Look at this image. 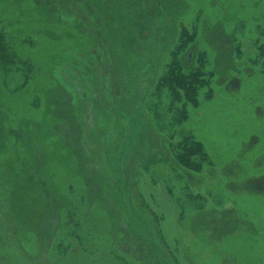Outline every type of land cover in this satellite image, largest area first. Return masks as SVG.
<instances>
[{
    "label": "rangeland",
    "instance_id": "rangeland-1",
    "mask_svg": "<svg viewBox=\"0 0 264 264\" xmlns=\"http://www.w3.org/2000/svg\"><path fill=\"white\" fill-rule=\"evenodd\" d=\"M0 264H264V0H0Z\"/></svg>",
    "mask_w": 264,
    "mask_h": 264
},
{
    "label": "trees",
    "instance_id": "trees-1",
    "mask_svg": "<svg viewBox=\"0 0 264 264\" xmlns=\"http://www.w3.org/2000/svg\"><path fill=\"white\" fill-rule=\"evenodd\" d=\"M192 148V147H191ZM190 149V148H189ZM190 152V153H189ZM182 155H181V157L182 156H184L185 157V159L187 160V161H191L190 160V158H189V156H191L193 153H192V150H187L186 152H184V153H181ZM188 154H189V156H188Z\"/></svg>",
    "mask_w": 264,
    "mask_h": 264
}]
</instances>
